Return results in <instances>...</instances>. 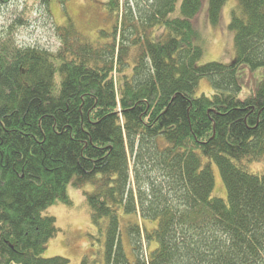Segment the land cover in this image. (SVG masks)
<instances>
[{"label": "trees", "instance_id": "16d2710c", "mask_svg": "<svg viewBox=\"0 0 264 264\" xmlns=\"http://www.w3.org/2000/svg\"><path fill=\"white\" fill-rule=\"evenodd\" d=\"M227 1L208 0L211 25ZM237 1L230 65L198 64L204 0H108L106 42L68 22L58 52L0 39V264L70 263L42 256L60 232L44 213L73 204L70 184L92 187L105 264H264V165L251 169L264 163V81L238 95L239 67L264 68V0ZM203 77L212 97L196 96Z\"/></svg>", "mask_w": 264, "mask_h": 264}, {"label": "rangeland", "instance_id": "374dc122", "mask_svg": "<svg viewBox=\"0 0 264 264\" xmlns=\"http://www.w3.org/2000/svg\"><path fill=\"white\" fill-rule=\"evenodd\" d=\"M107 2L108 0H11L0 9V39H13L18 47H34L58 52L62 44L56 35L55 26H66L68 22H73L85 38L94 43L106 42L108 33L112 32L117 23V16L109 12ZM208 6V0H204L197 18L199 30L197 44L203 50L198 64L230 65L236 59V34L230 30L229 25L232 11L239 6L238 1H227L223 9L222 21L217 27L208 21ZM238 81L241 86L238 95L244 100L253 93L259 83L264 81V68L252 71L242 65L238 70ZM213 93L211 80L208 77L201 78L196 96L212 97ZM257 165L264 163L252 164L251 169L258 170ZM213 169L215 175L213 195L227 201L228 194L219 169L216 165H213ZM91 190L92 187L89 185L79 189L70 184L68 193L73 204L55 205L44 213L56 218V225L60 230L58 236L47 245L42 254L44 258L63 257L70 261L69 264H81L85 258H88L95 264H105V236L101 235L94 226L83 193ZM129 221H133L131 215L122 220V240L128 257L135 262L136 255L127 231ZM144 223L149 230L158 226L155 221ZM144 246L146 251L145 242Z\"/></svg>", "mask_w": 264, "mask_h": 264}]
</instances>
